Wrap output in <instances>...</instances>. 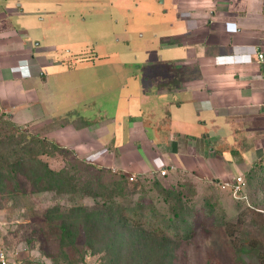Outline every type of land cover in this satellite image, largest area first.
<instances>
[{"label":"crops","instance_id":"obj_1","mask_svg":"<svg viewBox=\"0 0 264 264\" xmlns=\"http://www.w3.org/2000/svg\"><path fill=\"white\" fill-rule=\"evenodd\" d=\"M78 3L0 5V84L40 82L41 103L52 106L48 117L49 106L40 108L41 137L80 159L94 155V165L139 176L162 167L166 176L237 173L239 164L221 165L227 149L264 157V0H167L164 10L138 0L140 12L154 15L152 34L131 48L137 57L129 61L107 48L105 19L88 30L80 24ZM89 46L97 54L81 57ZM31 89L24 90L39 103ZM14 92L0 85V102L8 101L18 125ZM229 138L241 143L230 147Z\"/></svg>","mask_w":264,"mask_h":264},{"label":"rangeland","instance_id":"obj_2","mask_svg":"<svg viewBox=\"0 0 264 264\" xmlns=\"http://www.w3.org/2000/svg\"><path fill=\"white\" fill-rule=\"evenodd\" d=\"M7 4L8 0H0L1 6ZM127 6V13H124L128 22L141 26H128L130 37L140 33L149 35L147 25L154 15L139 14L132 2ZM84 10L78 11L77 20L86 17L87 21H93V17L101 15L104 19L114 18L113 13L106 11L98 14ZM22 84L17 85L16 80L0 84L5 92L15 91L16 104L12 112L16 113L18 122H22L15 124L5 109L8 101L0 102V154L12 152L11 144L16 142V136L23 138V143H17L16 148L20 145L27 147L30 137L33 134L40 136L44 128L41 127L44 120L41 119V109L49 106L46 117L52 111L50 102L48 106L41 103L43 91L40 82L27 77ZM25 87L35 90L39 103L33 94L24 90ZM99 100L103 107L106 106L102 103L104 99ZM113 107L112 110L115 109ZM27 121L34 125L23 123ZM55 126L56 121L51 128ZM227 143L230 147L234 144L238 147L241 142L229 138ZM47 151L39 158L51 170L63 172L73 186L69 190H46L35 182L33 172L24 171L22 174L10 167H3L0 176V248H4L19 264H113L114 258L111 259L105 241L112 234L105 232L87 238L84 232L91 214L103 203L110 205L111 201L114 207L123 208L142 202L147 221L151 220L153 224L164 222L179 228L177 237L167 241V248L162 237L155 240L160 242L158 246L153 237L146 240L143 251L135 249L132 240L127 239L117 264H264V157L255 159L250 157V153L227 149L222 153L226 160L221 165L225 166L227 160L235 162L240 165L237 173L222 174L220 171L222 175H209V170L201 173L185 170L160 178L158 173L133 176L121 170L97 166L86 158L80 159L73 152H62L50 146ZM229 169L227 166L225 172ZM7 171L16 174L15 177L12 179L6 175ZM241 173L246 180L245 193L251 206L235 199L229 187L223 185ZM90 179L93 186L105 188L96 197L83 193V185ZM158 180L169 188L171 194L166 196L158 189ZM178 191L180 196L176 195ZM223 221L229 222L230 229L223 225ZM186 233L191 234L189 239L182 238Z\"/></svg>","mask_w":264,"mask_h":264},{"label":"trees","instance_id":"obj_3","mask_svg":"<svg viewBox=\"0 0 264 264\" xmlns=\"http://www.w3.org/2000/svg\"><path fill=\"white\" fill-rule=\"evenodd\" d=\"M10 139H13V137H10ZM30 140L31 141L27 147L20 145V147L16 148L17 143H23V138L16 136V142L11 144L12 152L0 154V176L4 169L3 167H10L12 170H17L22 174L24 171H26V173L33 172L35 182L42 185L46 190L57 189L60 192H64L72 188V184L65 179L62 171L51 170L47 163L39 158L41 154H47L46 152H48L47 148L49 146L54 149H59L62 152L69 151L59 147L55 142L50 141L45 137H41L38 134H33L30 137ZM39 150L40 152H38ZM5 174L12 179L16 175L8 171ZM158 177H160L159 174ZM68 180L71 181L70 178ZM160 183L159 180L156 182L158 189L165 193L166 196L167 194H171L169 188L164 187ZM83 186L84 195L92 197H96L105 189L101 185L93 186L91 179ZM116 187L119 188L118 186ZM118 190L120 192L122 191V189ZM176 195L180 196L181 193L178 191L176 192ZM113 204V201H111L110 205L103 203L100 208H97L91 214V218L88 220L86 228H84L87 238H92L95 234L98 236L100 233L105 232L112 234L111 237L108 236L105 238V241L109 246V255L112 256L111 259L114 258L115 262H113V264H117L118 256L121 254L122 247L127 239L132 240L131 244L135 249L143 251L146 248L145 241H150L151 237H153L154 243L157 244V246L160 242L157 243L155 241L156 238L162 237L166 241V248L168 246L167 241H170L173 236L177 237L178 227H170L171 225H165L164 222L153 224L151 220L147 221V212L144 209L142 202H135L132 206L124 208L117 205L114 207ZM151 210H153V208ZM185 220H187V218H185ZM222 223L227 229H230L228 226L230 225L229 222L223 221ZM230 234L231 233L229 232V235ZM190 235V233H186L182 238L189 239ZM100 237L104 239V237Z\"/></svg>","mask_w":264,"mask_h":264},{"label":"flooded vegetation","instance_id":"obj_4","mask_svg":"<svg viewBox=\"0 0 264 264\" xmlns=\"http://www.w3.org/2000/svg\"><path fill=\"white\" fill-rule=\"evenodd\" d=\"M152 1V3H151ZM78 5H80V9L85 8L86 10L84 11H90V12H96L97 13V7L99 5H105V9L103 12L106 11V13H113L112 17L110 20L105 18L106 23H107V27H111V34H110V41L108 43V49H113L117 52L122 53V59L125 61H129L133 56L137 57V54L133 53V50L131 48L135 49V45L138 44V40L140 38H144L146 36H150L152 34L151 31V26L147 25L149 27V31L150 34L149 35H143L142 33L137 34L135 37H130L127 27L128 26H133L135 25V27H141L138 24H135L133 21L131 23L128 22L127 19V15H126V11H127V4L131 3L134 4L136 6V9L139 8V4L137 3L138 0H78ZM146 2L151 3L152 5H156L158 7H161L163 10L166 9L167 7V0H146ZM151 4H148L149 6ZM95 5V7H94ZM93 7V8H92ZM102 12V13H103ZM126 12V13H124ZM137 12L139 14H146L148 13L147 11L142 13L137 9ZM105 13V14H106ZM99 14V13H98ZM153 15V14H150ZM104 18L101 16L99 17H93V21H87L86 17H82V20H80V24H84L87 25V30H88V26L91 27V24L95 23L97 20H100ZM114 19V20H113ZM124 20V21H123ZM167 43V42H166ZM89 45V42L87 43V46ZM170 45L169 43L166 44V46ZM88 54L85 55L81 54V57H88V56H92L97 54L95 49L92 46H89L88 48ZM93 53V54H92ZM96 57L101 58L102 56L100 55H96ZM34 60V58H32ZM137 63H132L131 66H133V68H137ZM145 67L139 65V69H140V74L142 73L143 69ZM38 75H40V72H38Z\"/></svg>","mask_w":264,"mask_h":264},{"label":"built area","instance_id":"obj_5","mask_svg":"<svg viewBox=\"0 0 264 264\" xmlns=\"http://www.w3.org/2000/svg\"><path fill=\"white\" fill-rule=\"evenodd\" d=\"M86 159L89 162H93L92 159H94V155L87 156ZM157 171L160 176L167 175V169L165 167L159 168ZM132 175L135 176V174ZM223 185L229 187L235 199H237L238 201H243L248 206H251L249 203L248 194L245 193L246 180L242 175V173L233 176L232 180H230L229 182H224ZM0 264H19V263L16 260H14L12 257H10L8 252L4 248L3 249L0 248Z\"/></svg>","mask_w":264,"mask_h":264}]
</instances>
